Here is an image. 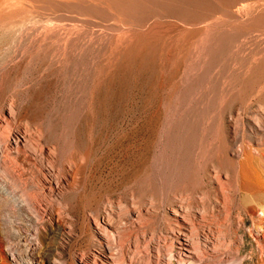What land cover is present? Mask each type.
Here are the masks:
<instances>
[{"label":"bare ground","instance_id":"6f19581e","mask_svg":"<svg viewBox=\"0 0 264 264\" xmlns=\"http://www.w3.org/2000/svg\"><path fill=\"white\" fill-rule=\"evenodd\" d=\"M204 14L198 11L196 15ZM236 16L243 17L238 12ZM174 22L159 27L155 39L158 49L168 51L171 45L175 56L182 58L175 67L177 74L188 72L193 66L190 61L199 66L220 31H233L215 22L191 26ZM241 27L262 37L254 53L237 68L236 92L228 95L232 104L224 109L225 126L203 146L190 143L184 133L194 121H170L169 155H163L160 164L146 157L133 167L135 172L125 187H117V194L102 183L112 173L107 167L92 185L91 158L96 148L91 123L70 138L56 130L55 124L48 128L50 120H35L23 113L16 95L0 98V264H68L48 242L55 229L61 231L60 243L65 242L62 234L72 233L75 209L87 245L81 252H71L69 264H245L240 251L246 235L254 245L253 264H264V22ZM74 30L42 28L45 35L67 40L73 38ZM149 125L155 141L159 140L164 122ZM144 174L154 182L140 189L136 182ZM14 209L22 210L18 221L7 215ZM155 217L165 230L153 245L155 235L145 229ZM247 217L251 219L248 227Z\"/></svg>","mask_w":264,"mask_h":264},{"label":"rangeland","instance_id":"374dc122","mask_svg":"<svg viewBox=\"0 0 264 264\" xmlns=\"http://www.w3.org/2000/svg\"><path fill=\"white\" fill-rule=\"evenodd\" d=\"M198 11L205 14L199 17ZM236 12L243 17H237ZM173 20L189 26L220 23L235 33L220 31L214 46L211 44L202 54L199 66L190 61V70L177 74L175 67L182 58L175 56L171 45L168 51L158 49L155 39L159 27H169L175 23ZM253 21L264 22V0H0V98L9 93L16 95L23 113L35 120H50L48 128L56 126L70 138L80 135L81 128L91 123L97 149L91 158L92 185L100 181V172L107 167L112 173L102 183L117 194V187H125L138 163L147 157L160 164L163 155H169L170 121H194L195 129L191 126L184 133L190 143L203 146L225 126L224 113L232 104L228 95L236 92L237 68L261 41L258 33L241 30ZM46 26H67L76 30V37L71 38L73 41L52 33L45 35L42 28ZM161 120L164 132L155 141L149 123ZM199 132L201 135L195 137ZM147 175L141 176L143 182L141 177L137 180L140 189L152 186L153 177ZM75 211L72 233L62 234L65 242L60 243L58 229L48 242L49 248L60 253L68 264L71 252H81L87 245L79 211ZM21 212L14 209L7 215L18 221ZM158 214L161 218L162 211ZM157 221L152 218L145 229L147 234L154 233L153 245L165 230L164 224ZM245 221L248 227L251 219ZM253 248L251 237L246 235L240 251L245 264H253L256 259L252 257Z\"/></svg>","mask_w":264,"mask_h":264}]
</instances>
